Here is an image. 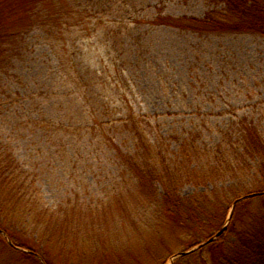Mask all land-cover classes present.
Masks as SVG:
<instances>
[{
    "label": "rangeland",
    "instance_id": "1",
    "mask_svg": "<svg viewBox=\"0 0 264 264\" xmlns=\"http://www.w3.org/2000/svg\"><path fill=\"white\" fill-rule=\"evenodd\" d=\"M124 4L134 5L139 33L129 37L127 31L110 32L115 13L105 3L100 10L112 15L103 16L107 25L100 27L102 34H93L91 41L72 39L96 47L103 60L98 66L125 93L117 98L127 99L135 111L149 115L152 126H159L161 158L166 167L179 169L181 196L212 199L213 189H228L237 182L226 175L196 186L180 169L192 164L187 157L191 148L198 147V153L208 152L211 158V152L220 155L221 144L225 155L235 119L247 116L264 132V36L205 35L152 22L158 13L200 18L211 7L207 0H116L115 6ZM29 38L34 42L30 52L0 73V98H11L7 103L22 102L25 95L42 93L51 85L52 52L48 45L37 44L41 37L36 33ZM55 47L59 51L61 44ZM14 115L8 104L1 106L0 143L6 149L14 147L28 193L14 206L2 235L0 264H39L37 259L44 264H170L174 254L217 232L216 223L205 221L195 228L167 214L159 197L143 193L128 168L112 159L107 145H74L66 138L64 143L49 144L41 130L29 133L17 127ZM262 195L242 204L240 227L262 211ZM7 239L29 252L12 247ZM201 253L209 258V247L203 246ZM22 254H33L36 260Z\"/></svg>",
    "mask_w": 264,
    "mask_h": 264
},
{
    "label": "trees",
    "instance_id": "2",
    "mask_svg": "<svg viewBox=\"0 0 264 264\" xmlns=\"http://www.w3.org/2000/svg\"><path fill=\"white\" fill-rule=\"evenodd\" d=\"M207 1L211 7L200 18H174L158 13L152 17V22L205 35L246 33L264 36V0ZM105 3L115 14L100 10ZM115 3L116 0H0V73H5L13 66V61L30 52L28 47L34 44L29 42L31 33L41 37V41L37 40L41 47L48 45L53 64L52 78L48 77L51 85L42 93L34 91L25 95L22 102L12 100L13 103H7L5 100L11 98H0V109L3 104H8L9 111L19 122L17 127H24L29 133L41 130L49 144L64 143L66 138L74 145H107L113 151L112 159L128 168L138 181V188L150 198L159 197L163 210L180 224L199 228L200 224L210 221L216 223L218 231L225 223L232 202L251 192L262 193L259 198L263 199L264 205V132L247 116L235 119L232 125L233 141L225 151L226 159L221 144L217 145L221 156H214L208 150L211 152L208 155H213L211 158L207 157L208 152L198 153L201 149L195 147L187 157L197 164L192 166V162L180 169L196 186L226 175L237 183L228 189H213L210 194L215 199L205 195L200 198L181 196L177 187L182 176L179 169L166 167L161 158L164 151L160 149L163 141L159 138L163 134L159 126H152L149 115L135 111L127 99L117 98L125 93L109 82L105 68L98 66L103 60L97 48L75 41L77 37L90 40L93 34L98 37L100 27L107 25L103 16L110 15L114 17L115 28L110 31L114 35L129 32L126 35L130 37L139 33L140 22L133 20L138 17L133 15L134 5L115 6ZM58 44H61L59 51L55 47ZM14 106L16 109L12 110ZM45 108L49 109L48 115ZM1 148L4 147L0 143V230L7 233L14 206L27 197L28 190L14 147L7 145L6 151ZM123 148L127 151L123 152ZM184 161L181 158L180 162ZM158 185L162 193H158ZM247 201L236 205L225 231L206 245L209 258L201 253L202 247L177 258L173 264H262L264 207L252 214L253 219L247 226L240 227L241 207ZM10 241L14 246L24 247ZM0 242H4L1 234ZM198 244L187 246L185 251ZM22 255L36 260L33 254Z\"/></svg>",
    "mask_w": 264,
    "mask_h": 264
},
{
    "label": "water",
    "instance_id": "3",
    "mask_svg": "<svg viewBox=\"0 0 264 264\" xmlns=\"http://www.w3.org/2000/svg\"><path fill=\"white\" fill-rule=\"evenodd\" d=\"M261 194H262V193H251V194L244 195V196H242V197H240V198L234 200V201L232 202L231 206H230V209H229L228 215H227V217H226V222L224 223V225H223V226H222V227H221V228H220V229H219L214 235H212L211 237H209L206 241H204V242L198 244L197 246L191 248L190 250H187V251H183V252H180V253L174 254L172 257L169 258V263H170V264H173L174 261H175L177 258H179V257H181V256L188 255V254H190V253H192V252H194V251H196V250L202 248L203 246H205V245H207V244H209V243L215 241V240H216V239H217V238H218V237H219V236L225 231V229H226L228 223L230 222V220H231V218H232V215H233V212H234V209H235L236 205H237L239 202H241V201H243V200H245V199H249V198H252V197H255V196L261 195ZM0 234H1V235H4L5 232L2 231V230H0ZM7 242H8L9 245H11L12 247H14V248H16V249H19V250L24 251V252H29V251H25V250H23V249H20V248L14 246V245L12 244V242H11L10 240H8V239H7ZM42 263H43V262H42ZM43 264H44V263H43Z\"/></svg>",
    "mask_w": 264,
    "mask_h": 264
}]
</instances>
